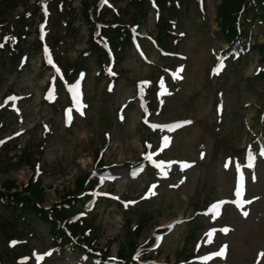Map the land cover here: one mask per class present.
<instances>
[{
    "label": "rangeland",
    "instance_id": "374dc122",
    "mask_svg": "<svg viewBox=\"0 0 264 264\" xmlns=\"http://www.w3.org/2000/svg\"><path fill=\"white\" fill-rule=\"evenodd\" d=\"M220 3L203 0L202 5L188 0L184 14L164 12L180 17L178 43L173 45L172 37L162 43L165 49H175L181 55L179 62L163 58L144 40V56L134 48L124 50L116 65L120 77L106 92L104 79L95 77L96 65L89 58L85 60L88 76L81 97H70L66 90L65 96L60 86L54 105L45 101L51 71L41 65L39 54L30 46L35 35V19L31 20V31L25 38L26 50L31 52L28 60L18 67L6 62L0 68V105L5 112L4 122L0 121V141H4L0 159L4 154L24 156L27 146L34 150L33 144H38L35 157L39 161L33 167L13 158L16 168L0 172V193L6 191V183L9 192L28 196L25 199L29 202L23 199L21 203L29 206L34 200L32 190L40 186L43 197L37 203L43 211L63 193L67 195V189L72 195L71 190L83 180L84 193H78L81 200L87 199L89 194L85 193L92 188L111 196L96 200L94 206L80 207L85 213L79 216L81 221L95 224L93 237L98 248L109 251L110 256L122 250L125 253L131 243H145L154 252V263L264 264V144L259 141V133L264 134V124L259 122L264 110V75L259 71L262 62L256 49L241 59H221L220 51L226 45L218 31ZM34 4V0H16L14 13L6 12L1 23L21 34L18 13L30 7L33 10ZM72 5L76 9L71 13L76 16L72 26L75 40L61 37L54 49L75 62L87 48L90 28L80 17L79 0ZM51 16L46 28L48 40L52 33L63 34V29L52 26ZM59 16L63 23V14ZM243 23L249 26L250 45L261 43L264 25L252 19L244 22L240 17L237 25ZM140 32L144 37L156 33L152 10L142 19ZM167 66L174 67L175 78L165 71L173 83H164L161 92L154 86L145 91L147 117L162 125L155 128L158 131H149L141 124L142 103L132 80L155 77ZM12 94L17 99L5 103ZM52 95L57 97L56 92L51 91ZM66 97L71 105L63 108ZM171 124L179 126L163 127ZM41 140L43 149L39 148ZM145 147L157 155L159 165L131 179L126 163L139 161ZM97 162L110 164L112 170L96 184L98 179H91L88 172ZM24 185L32 186L31 191L22 192ZM215 200L230 203L213 207ZM5 216L0 206V264H98L69 239L55 245L41 216L21 211L10 227L2 228ZM224 228L228 231H222ZM156 233L163 239L152 248L150 237ZM222 248L223 256L213 255ZM207 256L210 258L202 260Z\"/></svg>",
    "mask_w": 264,
    "mask_h": 264
},
{
    "label": "trees",
    "instance_id": "16d2710c",
    "mask_svg": "<svg viewBox=\"0 0 264 264\" xmlns=\"http://www.w3.org/2000/svg\"><path fill=\"white\" fill-rule=\"evenodd\" d=\"M37 1V0H36ZM71 0H51V10L50 13L51 16V24L55 28L63 29V34H59V31L57 34L52 33V35L49 36V40L52 42L51 45L54 48L56 46L57 41L61 37H67L70 36L72 38H75L76 30H72V22L76 18L72 17L71 13H74L75 8L72 7ZM91 1L94 0H81V10H80V16L84 20L85 23L88 25H91L93 23V19L90 16L89 10ZM158 4L161 8V11L164 10L165 12H168V14H174L175 12L180 13L181 11L186 12L187 11V4L185 5L183 0H157ZM16 0H0V20L2 21V18L6 15H11L13 12V9L15 7ZM62 3V6H59V3ZM126 4L123 8H120L117 13H110L109 10H105L104 13L100 16V19L104 20L107 18V16H110L107 20V24L116 23L117 27L115 29H110L109 36L110 41L112 43L113 48L116 46V48L122 49V52H124L125 49L129 48L130 46V39H129V30L127 28V25L129 24L127 21H130L131 24L138 23L142 19L144 20L146 17V12L148 11V5L145 0H130L125 1ZM220 5L218 6L219 12L218 16L220 17L218 23V31L221 32L222 38L226 43L230 45L231 49H241L244 50L247 46V34H248V23H243L239 28L237 29V23L240 19V15L243 13V21H250L251 19H258L260 22L264 25V0H220ZM54 5V6H53ZM34 9L30 10L32 7L25 10V13L23 11L21 13H18L20 15L17 19H21V26L23 30H20L21 34L16 35V31L5 28L4 24L0 21V45H3L0 47V68L2 66L6 65V62H8L12 67H14L19 61L20 57L23 55V53L26 51L27 46L25 45V37H26V31L31 26V20L34 19L37 10L39 8V3L35 2L33 5ZM182 8V9H181ZM131 9V10H130ZM23 13V14H22ZM59 13H62L64 16V23L62 22V18L59 16ZM251 15V17H249ZM124 17L127 18V21H123ZM168 17H159L157 23H156V36L157 39L160 42H163L168 37V32L166 29L169 27ZM49 21V16H48ZM140 21V22H141ZM61 25H64L65 27H62ZM72 30V31H71ZM31 48L35 51V54L39 53L40 46L37 42L36 38H34L33 43L30 44ZM256 49L260 55V60L264 62V39L261 43L255 45L253 47ZM85 52H89V56H97L98 58V64L101 62L102 59L106 60L107 55L105 52L99 48L98 44L93 42L92 39L89 37L87 40V48L85 49ZM123 54V53H122ZM240 54V53H239ZM59 59V56H58ZM60 60L64 62L66 65V73L72 74L73 70L74 73L79 68L85 67V60H87L86 56L80 54L75 62H71L66 56L60 55ZM10 66V67H11ZM11 67V68H12ZM1 72V69H0ZM1 75V73H0ZM1 80V79H0ZM4 111H0V121H3V114ZM2 132V131H1ZM37 144L35 145V149H28L27 152H24V156L16 155V157L5 155V159H0V172H8L11 169L16 168V162L18 161L20 164H31L33 166L34 160L37 158L35 155L38 153L39 149L37 148ZM23 151V150H22ZM21 151V152H22ZM13 158L19 159L14 160ZM83 180L79 181L78 184H76L71 192L72 195H69V190H66V194H62L60 199L56 201L51 206V214L49 215V218H47L46 213L43 211H39V205L37 201L41 203L42 201V193L39 192L40 186H35L37 189L32 190L33 194V204H21V201L25 199L28 196L26 195H20L18 196L16 193L9 192L10 186H7L6 183L4 184V188L6 191L0 193V206L2 207L3 211L7 214L5 216L6 219H4V225L2 228L10 227V222L16 218V216L21 212L24 211V213H31L34 216H41L44 222L48 224V227L50 231L55 229V225L58 224V222H65L66 224H70L67 222V219L71 215H73L75 212H77V208L75 207L73 203V199L75 198V195L78 194L81 191V184ZM30 185H24L22 187V192L31 191ZM26 196V197H25ZM26 200V199H25ZM29 202L25 201L24 203ZM32 203V202H31ZM31 207V208H29ZM31 210V211H30ZM95 225L94 223H87L86 221H77L70 224L69 231L72 235L79 237L81 242H85L86 246L88 248L95 249L96 247L89 246L92 241H94L93 244H95V240L93 235L95 234ZM57 231V230H55ZM56 235V239H59V237H62L64 235V232L60 229L58 234ZM84 236V237H83ZM133 244L131 243L129 246H127L126 251L122 250L119 253L120 258H126L129 256L130 250H132Z\"/></svg>",
    "mask_w": 264,
    "mask_h": 264
},
{
    "label": "snow or ice",
    "instance_id": "6c2138e0",
    "mask_svg": "<svg viewBox=\"0 0 264 264\" xmlns=\"http://www.w3.org/2000/svg\"><path fill=\"white\" fill-rule=\"evenodd\" d=\"M105 2H107V0H105ZM3 45H0V47H2ZM45 51H47V49H45ZM50 63H51V61H49ZM214 71H216V69H214ZM77 87H78V85H77ZM15 99H17V97H14V96H12V97H8V100H15ZM5 103H7V101H5ZM4 105H0V107H3ZM81 114H83V113H81ZM183 123H190V121H184ZM177 126H179V125H165V126H163V127H177ZM153 127H157L156 125H153ZM19 133H17V135H18ZM167 140H168V138L167 137H165V142H167ZM4 141H0V144H2ZM148 147H151V145H148ZM147 159H151V157L150 156H148V157H146ZM188 165H183L182 167H187ZM249 166H251V165H249ZM181 183H183V181H181ZM156 187V185H152L151 186V188H155ZM151 188L149 189V191H151ZM153 194H155V193H153ZM237 195H239V192H237ZM214 207H218V205H216V206H214ZM244 215L245 216H247L248 215V213L247 212H245L244 213ZM222 231H224V232H227L228 231V229L227 228H224V229H222ZM17 242L16 241H12V244L14 245V244H16ZM226 247V246H225ZM223 248L221 249V251L220 252H218V253H214L213 255H219V256H223ZM48 255H50V253H48ZM261 255L262 256H264V253H261ZM38 259H43V257H38ZM203 259H205V260H207V259H209V257H203Z\"/></svg>",
    "mask_w": 264,
    "mask_h": 264
}]
</instances>
